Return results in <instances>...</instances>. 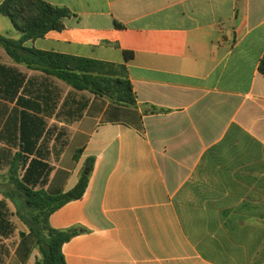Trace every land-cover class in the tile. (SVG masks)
<instances>
[{"label": "crops", "instance_id": "0c3cea01", "mask_svg": "<svg viewBox=\"0 0 264 264\" xmlns=\"http://www.w3.org/2000/svg\"><path fill=\"white\" fill-rule=\"evenodd\" d=\"M43 1L71 14L24 46L125 64L136 96L127 106L77 90L0 46L9 172L21 152L20 178L59 194L89 169L82 198L49 216L79 230L67 264H264V0ZM0 33L22 36L4 15ZM6 224L0 214L5 241ZM15 240L1 264H36L28 226Z\"/></svg>", "mask_w": 264, "mask_h": 264}, {"label": "trees", "instance_id": "16d2710c", "mask_svg": "<svg viewBox=\"0 0 264 264\" xmlns=\"http://www.w3.org/2000/svg\"><path fill=\"white\" fill-rule=\"evenodd\" d=\"M70 14L67 8L51 5L43 0H5L0 4V15L8 17L22 36L15 40L0 33V46L15 61L52 75L77 90H88L121 105H135L136 96L125 64L24 46V42L43 37L51 30H61L64 27L63 20ZM125 56L126 60H129L133 53L126 51ZM259 70L264 75V56ZM32 147L33 144L28 142L24 145V151L30 153ZM21 162L20 152L11 163L10 179L15 189L8 196L14 202H17V199L21 201L17 204L18 215L34 235L36 246L41 253V258L36 264H67L63 245L77 235L79 230L54 229L49 224V216L64 204L82 198L88 186L89 174L83 172L72 189L50 194L44 189L30 188L26 175L20 178Z\"/></svg>", "mask_w": 264, "mask_h": 264}, {"label": "rangeland", "instance_id": "374dc122", "mask_svg": "<svg viewBox=\"0 0 264 264\" xmlns=\"http://www.w3.org/2000/svg\"><path fill=\"white\" fill-rule=\"evenodd\" d=\"M39 82L45 83L44 79H40ZM48 84H51L53 87H55L57 89V91H59L61 94H65L66 93V87L64 85H60V84H55L54 81H47ZM60 102V101H59ZM67 110H59L57 111L56 114V119H58L59 121H66L68 120L67 118ZM4 120V117L1 118L0 116V122ZM48 123L49 120H48ZM56 125V124H55ZM56 128H49V132L46 134L45 136V143L42 145L43 147H50L52 144V140H51V131H56L59 129V133H62V129L63 127H59V126H54ZM64 139H59L57 141V144H63L64 143ZM3 148H5V146H2L0 144V157L3 156V159L0 160V214H3L6 218L7 221V226H5L6 231H8L11 235L9 236V240H4L3 238H1V234H0V264H1V259L3 258V254L6 250H10V248L13 246V244L15 243V237L18 236L20 230L24 227L27 228V226L21 221V219L19 218L18 215V211H17V207L15 206V204L12 202V200L9 197H6V192L10 191L15 188V185L12 183L11 179H10V172H9V159L6 158V155L4 152H2ZM20 175L23 174L22 171H20L19 173Z\"/></svg>", "mask_w": 264, "mask_h": 264}, {"label": "water", "instance_id": "95a60500", "mask_svg": "<svg viewBox=\"0 0 264 264\" xmlns=\"http://www.w3.org/2000/svg\"><path fill=\"white\" fill-rule=\"evenodd\" d=\"M84 172H85L86 174H89V169H86Z\"/></svg>", "mask_w": 264, "mask_h": 264}]
</instances>
